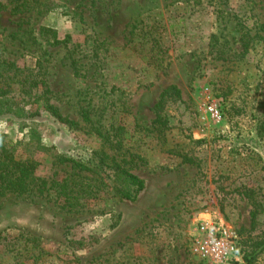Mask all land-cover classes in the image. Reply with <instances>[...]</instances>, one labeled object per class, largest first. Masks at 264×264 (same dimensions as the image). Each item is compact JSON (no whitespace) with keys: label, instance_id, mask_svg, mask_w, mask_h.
<instances>
[{"label":"rangeland","instance_id":"1","mask_svg":"<svg viewBox=\"0 0 264 264\" xmlns=\"http://www.w3.org/2000/svg\"><path fill=\"white\" fill-rule=\"evenodd\" d=\"M0 3V58L50 90L0 85V135L44 182L0 195V264H205L189 241L204 216L237 236V264H264V0ZM72 175L75 207L58 194Z\"/></svg>","mask_w":264,"mask_h":264},{"label":"trees","instance_id":"2","mask_svg":"<svg viewBox=\"0 0 264 264\" xmlns=\"http://www.w3.org/2000/svg\"><path fill=\"white\" fill-rule=\"evenodd\" d=\"M5 6L0 3V11L4 9ZM261 45L264 49V38L260 37ZM247 48V46H245ZM76 61H72L73 69H76ZM12 69H15L11 63L6 62V60L0 58V85L7 83L9 88L11 84L19 85L21 90L25 95L31 93L32 89L40 86L44 93L43 95L50 94V90L45 85L44 81H36L31 74H24V71L19 72L18 69L11 72ZM4 91L0 87V96H3ZM30 95V94H29ZM180 90L176 86H169L164 89L159 95V99L154 106V112L156 115L155 124L160 127L166 125L165 117L161 116L164 107L169 101H178L180 100ZM2 97H0V114L2 110H7V102H3ZM44 102L45 110L53 117V119L61 124L72 125V122L64 117L57 107L49 103L48 98L42 100ZM264 108V102L261 103ZM264 125V122H263ZM93 134L102 141L103 144H111L112 140L109 134L103 133L98 128H92ZM104 159L101 158L100 163H103ZM65 162H71L79 170H89L82 164L74 162L72 160H64ZM37 169V163L31 159H18L15 158L12 148L8 146L7 142L0 135V195H5L8 193L23 195V194H38L44 188V182H38V178L35 176ZM129 178L131 185L135 187V191H141L143 189V182L136 178L133 175L126 173ZM88 187H91L90 184H87ZM58 194L62 195L66 199V203L70 207H75L78 205V202L82 196L79 192H82V185L74 179V176L62 181V184H59ZM83 193V192H82ZM85 193V191H84ZM122 197L129 198L127 194L119 192ZM93 192L90 191L88 195H92ZM75 201V202H74ZM34 241V239H32Z\"/></svg>","mask_w":264,"mask_h":264},{"label":"built area","instance_id":"3","mask_svg":"<svg viewBox=\"0 0 264 264\" xmlns=\"http://www.w3.org/2000/svg\"><path fill=\"white\" fill-rule=\"evenodd\" d=\"M213 118L216 109L210 108ZM192 253L205 264H237L240 261L238 238L221 218L199 217L189 233Z\"/></svg>","mask_w":264,"mask_h":264}]
</instances>
